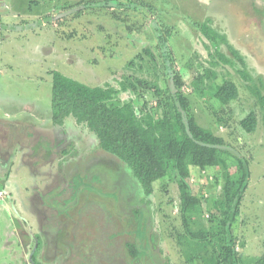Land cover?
I'll list each match as a JSON object with an SVG mask.
<instances>
[{"label": "rangeland", "instance_id": "obj_1", "mask_svg": "<svg viewBox=\"0 0 264 264\" xmlns=\"http://www.w3.org/2000/svg\"><path fill=\"white\" fill-rule=\"evenodd\" d=\"M121 1L0 0V264H203L200 246L176 238L184 232L178 177L170 171L146 198L130 169L101 151L85 127L72 117L54 125L53 71L90 86L136 75L166 95L176 79L196 123L223 140L229 171L238 159L249 163L233 231L238 254L254 264L264 258V107L237 73L240 63L214 59L198 25L211 18L250 77L264 80V0ZM144 48L156 67L139 59ZM209 69L235 83V101L221 106L213 99V80H204L203 97L192 90L193 79ZM144 99L148 107L156 102L151 93ZM250 112L257 128L247 134L239 122ZM221 173L189 168L186 182L199 203L191 231L214 230Z\"/></svg>", "mask_w": 264, "mask_h": 264}, {"label": "trees", "instance_id": "obj_2", "mask_svg": "<svg viewBox=\"0 0 264 264\" xmlns=\"http://www.w3.org/2000/svg\"><path fill=\"white\" fill-rule=\"evenodd\" d=\"M113 3L122 7L121 0H105L108 7ZM198 28L208 42L207 47L213 50L214 59L231 67H235L236 62L240 63L242 69H237V73L249 83L247 89L250 94L264 107L263 78L250 77L242 56L229 43L226 35L213 26L211 18L204 20ZM168 36L169 32L165 30L164 39ZM222 47L228 55L221 52ZM144 57L147 58L146 64L156 67L157 60L150 48L142 50L139 59L143 61ZM127 66L133 67L134 61ZM141 69L139 65L138 70ZM155 77H158L157 74ZM51 78L50 108L54 125L62 126L66 118L72 117L77 125L85 127L97 138L101 151L116 157L130 169L146 198L153 194L154 182L163 179L170 171L174 173L178 177L179 217L184 231L177 235L178 242L189 240L200 246L202 254L198 257L203 264H245L236 249L233 224L240 215L248 186L249 163L244 158L238 159L235 173L229 171L220 149L223 140L196 123L189 100L180 84L176 86V79L173 80V91H167L169 95H166L156 81L148 83L136 75L123 76L115 86L109 83L86 85L57 71L51 72ZM219 78L215 71L209 69L193 79L192 90L203 97L206 91L204 80H213L212 98L221 106H227L238 98V88L232 81ZM145 93H151L156 98L153 107H148ZM124 94L126 97L122 98ZM239 126L247 134L254 133L257 128L256 114L250 112L240 120ZM191 167L222 169L221 192L215 199L218 219L214 230L189 229L193 213L199 207L197 196L192 194L186 182ZM181 244L184 245L183 242ZM128 249L131 257L136 259L138 253L135 246L128 244ZM191 259L187 258L185 263ZM254 264H264V258Z\"/></svg>", "mask_w": 264, "mask_h": 264}]
</instances>
